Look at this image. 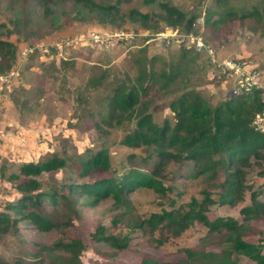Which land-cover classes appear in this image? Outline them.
<instances>
[{
    "label": "rangeland",
    "instance_id": "374dc122",
    "mask_svg": "<svg viewBox=\"0 0 264 264\" xmlns=\"http://www.w3.org/2000/svg\"><path fill=\"white\" fill-rule=\"evenodd\" d=\"M95 1L102 5H118V21L113 25L100 23L91 15L82 14L84 9L75 0L50 3L49 12L38 0H0V40L12 43L15 49V61L9 62L11 58L7 57L8 62L0 67V170L5 171L7 177L18 174L25 164L58 155L67 160L68 167L44 174L41 178L44 190L65 182H93L97 175L81 179L77 168L81 159L102 149L110 154L111 172L121 175L132 170L149 171V165L144 161L145 151L122 144L125 135L133 131L135 122L126 120L115 128L104 124L113 90L123 82L134 81L144 63L148 70L158 75L172 67L180 68L181 72L169 88L160 89L161 80V85H150L147 94L141 98L144 107L140 109L146 108L159 127L166 121L175 124L169 105L184 92V84L187 89L206 96L213 106L229 98L231 89V83L225 82L206 55H199L197 61L191 63L194 53L184 57V49L176 45L151 44L143 49L78 46L69 52L71 61L68 63L71 65L63 67L62 62L43 57L37 50L29 54L36 44L98 30L146 31L131 17V12L152 14L160 20L161 6L168 4L188 19L195 17L192 31L202 33L217 58L247 62L259 70L264 82V0H223L222 3L217 0ZM225 9L237 11L236 18L227 20L216 30L206 25L209 12L221 13ZM255 9L263 11L260 20L245 16ZM158 27L163 29L165 23L161 22ZM26 51L27 60L23 61ZM19 62L22 65L16 68ZM5 65H11V68L7 70ZM14 67L19 75L7 79ZM103 75L104 79L97 84L96 80ZM261 124L264 125V121ZM166 174L164 185L172 189L167 197L137 188L128 195L129 204L125 206H118L112 198L90 206L79 197L74 200L73 211L64 203L56 207L47 203L45 212L58 228L42 232L28 221L22 222L17 231L0 239V259L9 264H52L62 255L56 244L72 240H81L86 245L81 254L83 264H142L145 259L180 264L189 251L220 253L225 235L211 234L200 223H195L178 237L164 226L154 232L134 226L163 210L187 207L193 199L202 202L205 193L215 201L207 212L210 220L234 218L247 227L245 239L255 243L264 239V216L246 221L241 213L243 208L251 205L253 192L262 193L260 199H264V161L253 160V166L247 169L245 197L235 206L220 202L222 190L218 186L224 174L215 180L207 175L195 177L190 168H179L174 164L169 166ZM19 199L17 187L2 179L0 210ZM99 227L104 228L106 236L128 237L129 247L118 250L103 241L95 242L92 235ZM237 258L239 264H253L243 256Z\"/></svg>",
    "mask_w": 264,
    "mask_h": 264
},
{
    "label": "trees",
    "instance_id": "16d2710c",
    "mask_svg": "<svg viewBox=\"0 0 264 264\" xmlns=\"http://www.w3.org/2000/svg\"><path fill=\"white\" fill-rule=\"evenodd\" d=\"M38 1L49 12L50 3L58 0ZM75 1L82 5V14L91 15L100 23L113 25L119 19L118 5H102L95 0ZM222 2L223 0H217V3ZM161 7L162 20L136 10L131 12V17L148 31H159L157 25L160 26L161 22L165 23V27L193 30L195 17L188 19L184 13L168 4ZM258 10L255 9L245 16L260 20L263 11ZM236 15L237 11L234 9H225L221 13L209 12L206 25L216 30V27L236 18ZM215 17L217 19L213 21ZM14 50L12 43L0 40V67L8 62L7 57L11 58L9 62L15 61ZM190 53L194 54L189 62L195 63L199 55L183 50L184 57ZM62 63L63 67L71 65L68 61ZM10 68L11 65L6 67L7 70ZM178 74H181L180 68L172 67L158 75L153 70H148L144 63L136 79L131 83L117 85L109 100L108 118L104 124L115 128L126 120L135 122L133 131L125 135L122 144L129 148L143 149L146 154L144 161L149 165V171L132 170L121 175L116 171L111 172L110 154L106 149L80 160L77 168L79 177L84 179L97 175L98 178L93 182H65L59 187L44 190L41 180L44 174H52L68 167L67 160L58 155L37 163L25 164L18 174L8 177L5 171L0 170V181L7 179L17 187L21 195L17 203L8 204L5 210H0V239L12 231H17L24 221L42 232L57 229L58 225L45 212L47 203L55 207L64 203L73 211L72 205L76 198L83 197V201L90 206L103 199L112 198L118 206H125L129 204L128 195L137 188L149 189L161 197H167L172 189L165 187L164 182L167 178L166 171L173 164L179 168H190L195 177L207 175L215 180L224 174L223 181L218 186L222 190L219 194L221 204L235 206L242 202L247 189V169L253 166V160L264 161V132L258 131L253 125L256 116L264 113L261 96L256 91L251 95L229 97L213 106L206 96L197 90L187 89L184 84V92L169 105L176 120L175 124L171 125L166 121L159 127L146 108L140 109L144 107L141 98L147 94L150 85H161V80L163 84L158 85L159 88H169L175 83ZM104 77L105 75L96 80V83L99 84ZM205 194L202 202L193 199L187 207L163 210L146 220L136 222L134 226L136 229L148 228L152 232L164 226L178 237L195 223H200L211 234L225 235L220 253L189 251L185 261L180 264H239L237 256H243L253 264H264V239L259 243L245 239L247 227L234 218L210 220L207 212L215 201L210 194ZM262 195L256 192L251 194V205L241 211L246 221L264 216V199H260ZM92 239L95 242L103 241L118 250L129 247L128 237L106 236L103 227L97 229ZM55 247L62 255L56 257L52 264H83L81 254L86 249L83 241L59 242ZM0 264L9 263L0 259ZM142 264L165 263L145 259Z\"/></svg>",
    "mask_w": 264,
    "mask_h": 264
},
{
    "label": "built area",
    "instance_id": "2783aa9c",
    "mask_svg": "<svg viewBox=\"0 0 264 264\" xmlns=\"http://www.w3.org/2000/svg\"><path fill=\"white\" fill-rule=\"evenodd\" d=\"M151 44H163L166 47L176 45L181 49L191 50L198 55H206V57L215 64V68L220 73V76L224 78L225 82L231 83L228 97L251 95L257 91L264 103V82L259 70L244 61L231 58H217L205 37L202 36V33L192 30L180 31L172 27H164L156 32L148 30L130 32L126 29H110L108 31L98 30L88 34H78L74 38H65L48 43L36 44L34 48L30 50L29 54L37 50L43 57L62 62L71 61V59L68 58L69 52L78 46L90 49L120 47L127 49H143ZM27 55V51L23 53V61L27 60ZM19 65H22L21 62L18 63L16 68H18ZM16 68L14 67L7 79L19 75V72L15 70ZM7 81L8 80H5V82ZM1 89L0 87V91ZM263 121L264 113L258 114L253 123L258 131L264 132V125L261 124Z\"/></svg>",
    "mask_w": 264,
    "mask_h": 264
}]
</instances>
